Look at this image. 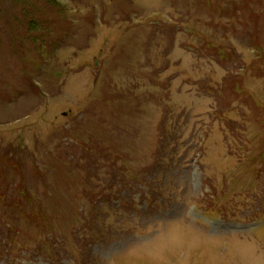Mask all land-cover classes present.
Listing matches in <instances>:
<instances>
[{
	"label": "rangeland",
	"instance_id": "obj_1",
	"mask_svg": "<svg viewBox=\"0 0 264 264\" xmlns=\"http://www.w3.org/2000/svg\"><path fill=\"white\" fill-rule=\"evenodd\" d=\"M56 1L0 0V264H264V0Z\"/></svg>",
	"mask_w": 264,
	"mask_h": 264
},
{
	"label": "trees",
	"instance_id": "obj_2",
	"mask_svg": "<svg viewBox=\"0 0 264 264\" xmlns=\"http://www.w3.org/2000/svg\"><path fill=\"white\" fill-rule=\"evenodd\" d=\"M27 1H28V0H26L25 5H24V7L22 8V10L25 12V14L27 15V17H29V16L31 15L32 11H34L35 8L38 9L39 13L44 9L43 6H41V7L39 8L40 3H41V5L44 4V7H45V8H48L50 5L53 6V7L51 8V10L54 9V8L56 7V5H57V1H56V0H33L32 3H30V4H28ZM48 5H49V6H48ZM17 6H18V5H17ZM34 7H35V8H34ZM20 24H21V23H20ZM32 25H36V26H37L36 22H33V20H32L31 18H29V26H30L31 28H33ZM34 27H35V26H34Z\"/></svg>",
	"mask_w": 264,
	"mask_h": 264
}]
</instances>
